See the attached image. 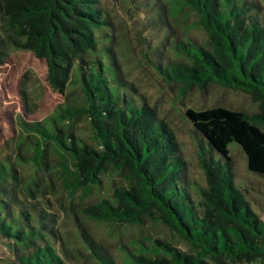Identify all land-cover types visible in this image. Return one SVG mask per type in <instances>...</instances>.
<instances>
[{
	"label": "trees",
	"instance_id": "trees-1",
	"mask_svg": "<svg viewBox=\"0 0 264 264\" xmlns=\"http://www.w3.org/2000/svg\"><path fill=\"white\" fill-rule=\"evenodd\" d=\"M156 1L140 0L139 6L149 12ZM166 2L194 12L205 38L201 43L190 38L171 43L163 36L168 26L157 25L161 41L165 38L174 55L163 60L154 50L157 75L184 90L216 83L246 93L258 109L250 114L219 106L186 110L205 186L186 179L179 144L166 122L144 100L127 93L132 86L121 78L104 46L109 20L99 0H0V61L9 50L30 52L44 60L46 81L54 92L80 93L71 104L60 105L52 118L22 124L36 138L39 162L43 164L49 147L56 150L76 186L100 189L104 177L126 174L108 197L84 208L87 219L136 225L151 216L189 247L181 252L169 241L154 239L147 253L137 247L126 252L128 264H264V220L236 185L228 150L236 143L247 170L264 178L262 8L255 0ZM159 6L165 11L164 4ZM80 117L94 144L63 130ZM18 181L13 163L0 158V242L13 256L10 263L0 264H65L52 243L57 238L52 215L40 211L33 221L8 191ZM81 236L98 264H115L100 246Z\"/></svg>",
	"mask_w": 264,
	"mask_h": 264
},
{
	"label": "rangeland",
	"instance_id": "rangeland-1",
	"mask_svg": "<svg viewBox=\"0 0 264 264\" xmlns=\"http://www.w3.org/2000/svg\"><path fill=\"white\" fill-rule=\"evenodd\" d=\"M99 1L109 20L103 31L104 38L108 39L104 46L111 50L109 53L115 58L121 78L132 86L127 93L137 101L144 100L154 108L158 118L166 122L179 144L186 179L190 184L205 186L193 128L184 115L186 110L219 106L250 114L258 111L256 104L248 94L216 83L184 90L181 84L157 75L154 50L163 60L174 58L171 45L165 40L167 36L171 43L175 38H190L197 43L205 38L196 14L187 7L157 0L148 12L146 7L139 6L140 0ZM146 1L153 3V0ZM255 1L264 16V0ZM161 4L166 6L165 11ZM161 24L168 26L163 41L162 32L156 28ZM79 95L78 90H67L64 94L54 92L46 81L44 60L30 52L9 50L0 61V158L13 163L19 178L18 182L9 184L8 191L28 209L33 221L40 211L52 215L50 226L57 237L52 243L65 264H98L90 255L81 232L100 246L115 264H128L126 252L135 247L147 253L154 239H164L179 251H187L189 247L174 230L151 216L136 225H107L84 216V208L108 197L112 187L126 181V174L104 177L100 189H83L65 172L68 163L56 150L49 147L41 159L43 164L39 162L34 154L36 138L23 126L22 120L27 123L46 121L60 105L71 104ZM62 128L94 144L83 117ZM228 150L236 185L241 186L245 199L264 220V178L247 170L246 157L236 143L229 144ZM29 189L31 194H28ZM12 258V251L0 242V262L10 263Z\"/></svg>",
	"mask_w": 264,
	"mask_h": 264
}]
</instances>
